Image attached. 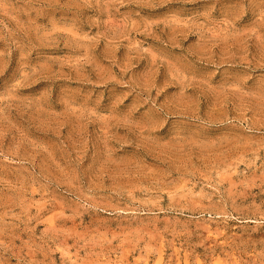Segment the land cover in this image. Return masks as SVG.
Instances as JSON below:
<instances>
[{"label": "rangeland", "instance_id": "obj_1", "mask_svg": "<svg viewBox=\"0 0 264 264\" xmlns=\"http://www.w3.org/2000/svg\"><path fill=\"white\" fill-rule=\"evenodd\" d=\"M0 264H264V0H0Z\"/></svg>", "mask_w": 264, "mask_h": 264}]
</instances>
